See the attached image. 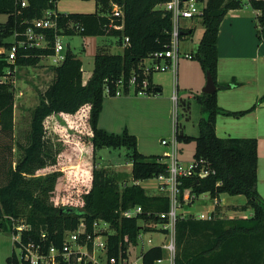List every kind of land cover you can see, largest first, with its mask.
<instances>
[{
  "label": "trees",
  "instance_id": "1",
  "mask_svg": "<svg viewBox=\"0 0 264 264\" xmlns=\"http://www.w3.org/2000/svg\"><path fill=\"white\" fill-rule=\"evenodd\" d=\"M27 1L28 5L17 14L16 0H0V14H7L6 21L0 23V45H9L3 39L11 36L15 28L21 31L26 26L23 20L41 17L48 9L58 13L59 25L63 26L72 19L83 27L78 33L66 31L70 35H111L117 37L119 46L127 37L128 43L121 53L106 52L102 45L97 47L91 74L84 82L82 62L67 48L63 61L53 67L52 80L39 94L38 103L30 113L28 130L21 140L14 134L13 73H7L5 69L12 64L0 58V78L5 76L4 81H0V231L15 232V221L24 218L23 241L40 243L46 249L60 247L64 233L75 230L80 221L85 223L87 231L92 232L93 222L102 220L114 230L107 239L108 257H117L120 250L124 256L129 245L137 244L138 233L149 230L139 220H156L146 212L165 211L169 207L166 193L149 194L143 186L135 183L159 175L167 176L168 157L140 153L133 134L126 129L119 134L108 132L97 125V120L104 96L114 95L118 79L123 78V94L130 93L126 86L128 78L131 73L140 72L141 60L169 46L171 15L161 6L167 0H95V11L70 13L58 11L57 0ZM111 3L122 8L123 18L112 19L116 24L122 22L120 30L107 27ZM249 4L257 11V36L264 40V0H250ZM240 5L238 0H206L200 16L203 33L193 57L215 83L219 23L229 9ZM51 52L50 47L21 49L14 64L18 67L36 66ZM131 93L135 94V91ZM151 94L158 92L149 77L146 95ZM197 100L206 112L198 120V134H179L175 130V139L179 143L194 142L193 160H202L214 173L202 178L182 177L179 187L181 190L191 187L197 194L206 192L211 198H218L221 194H242L245 202L231 209L245 211L250 208L252 213L237 218L198 220L187 217L177 220L174 264H264V199L256 188L257 140L218 137L215 133L217 113L238 116L245 111H221L216 91L202 93ZM263 100L264 94L259 102ZM70 122L83 124L87 129L90 182L84 188L73 186L68 193L66 189L56 187L61 171L39 172L47 163L54 162L59 154L48 137V128L66 136L68 129L71 130ZM120 146L129 152L130 183L126 182L123 173L97 166L95 160L96 149ZM136 205L141 206L142 213L133 217L120 215L122 210ZM124 236L128 241H124ZM14 247L13 244L7 262L21 264ZM163 255L164 250L159 245L150 246L141 254V264H153Z\"/></svg>",
  "mask_w": 264,
  "mask_h": 264
},
{
  "label": "rangeland",
  "instance_id": "2",
  "mask_svg": "<svg viewBox=\"0 0 264 264\" xmlns=\"http://www.w3.org/2000/svg\"><path fill=\"white\" fill-rule=\"evenodd\" d=\"M56 8L63 13L70 12H93L96 8L95 0H57ZM7 14H0V23L5 22ZM192 25L193 30L190 33L180 35L179 48L182 52H190L195 55L202 24L199 19L194 17L192 19L180 18V26L186 27ZM7 42L12 40V37H6L3 39ZM62 42L74 53L82 62L83 76H87L93 67V57L97 51V47L103 46L106 52L118 53L122 51V48L118 45L117 37L106 36H83L80 34H73L70 36H63ZM105 42V43H104ZM101 46V47H102ZM124 46L123 44L121 45ZM54 65L48 56H43L36 66H22L17 67L16 71L12 75V84L14 89V134L17 139H23L25 133L29 127L30 113L33 107L38 103L39 94L45 90L47 85L53 78ZM178 72L180 82V90L183 89V84H187V94H181L179 92L178 100V115L176 118V129L179 134L197 135L198 134V118L199 116L206 115V112L202 110L201 104L197 101V96L202 95V91L195 89V71L193 67H201L199 61L195 58H186L180 56L178 58ZM187 70L186 75H181V70ZM8 67L5 69L7 70ZM177 69V68H176ZM200 69V68H198ZM201 79L205 81L203 70H199ZM152 76L154 80H161L164 83L165 89L168 86L173 85V75L171 70L153 72ZM183 82V83H182ZM166 84V85H165ZM192 84V85H191ZM193 86V87H190ZM197 90V91H196ZM187 95H190L188 98ZM105 95L104 98H107ZM138 96V95H137ZM103 98V99H104ZM250 103L244 105V113L240 116H230L227 114H219V134L233 135V136H245L247 138H257L258 152L261 156L260 168H259V181L258 189L264 191V122H260L256 127L253 126V114L247 112L250 108ZM247 108V109H246ZM262 112V110H260ZM246 113V114H245ZM75 120V119H73ZM71 130L68 129V135L61 136L58 132L54 131L52 127L48 128V137L53 144L54 149L59 151L57 158L52 163H47L45 169L39 173L51 172L53 170L61 171L62 175L56 181V187L58 190L66 189L68 193L71 192L70 188H84L89 186V173L90 162L87 157L89 151V143L87 136V129L85 125H78L77 122H70ZM169 127L171 128V117ZM126 128H124L125 130ZM127 130V129H126ZM128 131V130H127ZM152 135L161 136L162 131L158 126L151 129ZM123 130L120 132L122 133ZM119 134V133H118ZM170 134L168 135V137ZM23 137V138H22ZM244 138V137H242ZM137 148V146H136ZM138 150V149H137ZM177 156L181 163H189L193 160L194 142H180L177 143ZM128 150L124 146L117 148L102 147L96 149L95 160L97 166L110 167L112 170L123 173L127 178L126 182L130 183L129 176L130 166L128 158ZM140 185L145 187H151L153 180H147L140 182ZM146 189V188H145ZM168 190V189H166ZM147 193L152 194L159 192L158 189H146ZM164 192V191H163ZM202 195L199 196L201 198ZM245 196L240 195H228L221 194L218 197L219 205L216 212L222 218H237L250 216L252 210L248 208L245 211L231 209L232 206L227 205V202H237L239 205L243 202ZM60 204V198L57 199ZM243 204V203H242ZM213 205V199L207 197L204 201L199 202L193 206L194 210H206ZM24 218H19L15 221V224H23ZM139 222H142L139 220ZM142 223H149L151 226L147 227L149 230L142 233V237L138 240L136 245L129 247L127 263L128 264H141V254L150 246L158 245L166 240V236L161 233H156L157 223L154 221H143ZM99 227L105 228V233H113V229L102 222L99 223ZM9 236L10 233L6 232ZM147 238H151V242H147ZM176 247V244H175ZM15 255L17 259H20V249L14 247ZM176 252V249H175ZM12 253V250H11ZM10 253V255H11ZM102 261L104 256H101ZM8 264V262H7Z\"/></svg>",
  "mask_w": 264,
  "mask_h": 264
},
{
  "label": "built area",
  "instance_id": "3",
  "mask_svg": "<svg viewBox=\"0 0 264 264\" xmlns=\"http://www.w3.org/2000/svg\"><path fill=\"white\" fill-rule=\"evenodd\" d=\"M18 8L16 13L19 14L22 8L28 5L27 0H16ZM246 4L250 0H238ZM206 0H167L161 6L171 15V32L170 43L166 49L158 50L150 53L147 57L141 60L139 70L140 72H133L130 74L127 82L128 91L134 92L136 95H146V88L149 85V77L153 72L157 71H176L178 58L180 56L192 58L190 52H182L179 48L180 35L185 34V30L193 28L192 25L186 27L180 26V18L192 19L199 18L205 7ZM58 13L54 10H45L41 17L25 19L26 26L19 31L17 28L13 29L11 37L12 40L8 46L0 45V58H4L12 67L7 68L6 72L10 71L14 74L17 67L14 63L17 59L18 52L21 49L27 48H45L50 47L52 52L48 55L54 65H59L65 56L67 50L62 42L63 36H70L66 31H73L78 33L83 30V27L72 19H68L63 26L58 24ZM110 21L108 28L122 29V22L116 24L113 22L114 17L123 18V11L120 5L111 3V9L108 13ZM21 22V23H22ZM51 38V40H49ZM123 45L128 43V38H123ZM5 76L0 78L4 81ZM117 89L113 96L123 94V78L118 79ZM106 93L108 90L106 89ZM109 96V95H108ZM172 99L176 96L173 94ZM160 143L168 147V175H159L154 178L159 182V189L164 190L169 198V207L165 211H148L146 215H153L157 223V232L166 236V240L158 244L164 250V255L156 259L153 264H174L175 257V225L177 220L191 217L198 220H213L220 217L216 209L219 205L218 198L213 199V205L206 210H194L193 206L199 202L204 201L207 197L211 198L208 193L200 194L192 191L191 187H179L180 178L182 177H197L202 178L209 174H213L214 170L208 165L204 164L202 160L190 161L189 163H181L178 160L177 141L175 139V131L170 138L161 139ZM139 183L140 181H135ZM168 189V190H166ZM202 195L201 198L199 196ZM143 210L140 205L130 207L122 210L120 215L122 217H133L142 213ZM142 222L145 220H141ZM148 221V220H147ZM109 225L102 220H95L92 224V232L87 231L86 225L80 221L75 230L67 231L63 235L62 245L60 247L49 246L43 249L40 243H33L31 241H23L22 231L26 229V225L14 224L15 232H11L12 241L15 247L20 249L21 264H128L127 257L129 247L124 251H119L118 256H110L107 254L108 236L114 233H105V228L99 227V223ZM141 223L145 227L151 226L149 223ZM114 232V230H113ZM143 230L137 235V242L142 237ZM124 241H128L124 236ZM147 242H151V238H147ZM101 256H104L102 261Z\"/></svg>",
  "mask_w": 264,
  "mask_h": 264
},
{
  "label": "crops",
  "instance_id": "4",
  "mask_svg": "<svg viewBox=\"0 0 264 264\" xmlns=\"http://www.w3.org/2000/svg\"><path fill=\"white\" fill-rule=\"evenodd\" d=\"M256 15L257 11L252 9L250 4L244 2H241L240 7L229 9L225 13L218 29L216 71V85L218 86L216 99L218 107L221 111L239 112L244 111V105L250 103L251 107L248 108L247 112L253 114L251 117L253 118L254 127L260 122H264V100L259 102L260 97L264 94V40L259 39L257 36ZM202 33L203 27L199 40ZM120 47L123 49L122 46ZM193 68L195 71L193 85H195V89L200 90L206 81L205 73V81L203 82L199 72L201 67ZM91 71L87 76H83V82L90 76ZM186 71L184 67V70H181V75L185 76ZM171 74L173 75V85L172 87L168 86L167 89L164 86L166 81L156 80L157 78L154 80L153 76H150L153 87L160 89L158 94L137 96L133 93H128L104 98L97 125L108 132L116 134L126 128L130 134L136 137L137 149L144 155H167L168 147L162 145L160 141L163 138H170L172 133L177 130L175 129V122L177 116H179L177 111L179 92L187 94L186 87H188L184 83L183 89L181 88L180 90L178 66L175 72L171 71ZM222 85L224 87L220 88L219 86ZM173 94L176 96L175 100L172 99ZM187 96L190 98V95ZM219 114L225 113L219 112L216 115L215 133L218 137L247 138L245 136L219 134ZM202 116L201 114L198 120ZM170 117L171 128L169 127ZM155 126H158L162 131L161 136L152 135L151 129H154ZM169 134L170 136L168 137ZM255 139L257 140V138ZM260 159L257 142L256 188L264 199V191L258 189ZM130 165L131 163L129 162ZM148 180H153V185L145 187L146 189L159 190V192L152 194L165 193L164 190L159 189L158 180L154 178ZM244 202L245 199L240 204L242 205ZM226 204L232 207L240 206L237 202H227ZM6 232L8 231H0V264H7V258L11 250H13L11 232H9V236ZM156 233L158 232L156 231Z\"/></svg>",
  "mask_w": 264,
  "mask_h": 264
},
{
  "label": "water",
  "instance_id": "5",
  "mask_svg": "<svg viewBox=\"0 0 264 264\" xmlns=\"http://www.w3.org/2000/svg\"><path fill=\"white\" fill-rule=\"evenodd\" d=\"M205 77H206V81H205V84L202 87L201 91L205 94L214 93L217 90L218 86L216 85L215 81L212 79V77L209 73H206ZM219 87L223 88L224 86L222 85ZM156 91L159 92L160 89L156 88Z\"/></svg>",
  "mask_w": 264,
  "mask_h": 264
}]
</instances>
